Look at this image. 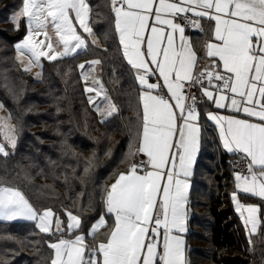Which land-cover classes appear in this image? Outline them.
<instances>
[{"label":"snow or ice","instance_id":"snow-or-ice-1","mask_svg":"<svg viewBox=\"0 0 264 264\" xmlns=\"http://www.w3.org/2000/svg\"><path fill=\"white\" fill-rule=\"evenodd\" d=\"M106 6L139 88L137 123L127 156L143 154L147 159L134 160L107 187L101 196L104 211L86 235L77 234L83 224L82 210L80 214L66 212L65 223L51 208L41 212L34 207L6 176H0V220L35 221L40 233L52 237L47 243L52 254L46 264H188L184 239L188 180L200 149L201 126L197 97L192 95V103H185L187 82L189 87L199 86L201 97L215 108L243 112L259 121L206 114L218 127L222 147L242 154L247 166L246 172H234L236 191L231 199L251 245L252 236L264 227V0H108ZM92 14L88 0H21L9 21L19 30L23 18L27 28L24 39L14 46L17 60L22 62L28 54L29 65L42 67L41 58L57 61L79 55L88 49L89 41L77 25L94 36L88 23ZM205 20L210 24V38L204 45V58L211 59L194 76L198 57L185 32L186 27L203 32ZM49 29L62 51L54 48ZM101 63L95 59L79 64L82 79L87 81ZM152 77L157 82H150ZM3 79L7 81L6 76ZM85 92H95L96 97L103 93V105H96V111L105 115L102 123L119 111L99 80ZM93 102L90 96L89 103ZM17 132L7 121L0 123V157L5 161L15 152ZM238 193L258 197L261 203L242 204ZM65 233L72 238H64ZM86 236L91 237V245Z\"/></svg>","mask_w":264,"mask_h":264},{"label":"trees","instance_id":"trees-1","mask_svg":"<svg viewBox=\"0 0 264 264\" xmlns=\"http://www.w3.org/2000/svg\"><path fill=\"white\" fill-rule=\"evenodd\" d=\"M88 3L93 6L89 22L102 44L92 45L87 38V50L74 57L44 61L41 78L35 79L23 71L15 59L14 42L24 34L25 26L23 18L19 30H15L9 21L12 14L18 10L21 0H0V100L9 109L20 130L14 154L6 161L0 157V176H6L24 191L38 210L51 208L62 219L68 211L80 214L82 209L66 205L75 204V196L81 194L78 205H87V209L82 210L83 227L104 210L101 196L110 186V182L119 172L127 170L130 162L135 160V157L127 156L130 151L127 145L131 139L130 122L137 123L138 104V85L121 57V50L110 24L111 13L106 6L108 0H88ZM93 58L102 61L101 77L108 95L119 109L104 123L101 122L103 119L98 120L99 114L93 104L89 103V96L85 93L84 97L79 99L81 95L76 91L85 90L79 63ZM5 76L7 81L16 77L34 84L36 92L12 101L9 89L5 86L7 81L3 79ZM53 76L59 81V87L63 86L62 79L70 85L67 105H62L64 102L54 103L49 96L40 93L42 89L46 90L49 79ZM32 103L34 104L30 107L31 110L25 111ZM81 106L83 108L79 110ZM82 110L91 111L94 118L81 115ZM94 121H99L100 125L109 124V131L119 137L114 142L111 139L97 138L95 144L92 134L96 125H90ZM42 124H48L50 127L39 126ZM34 125L37 127L33 128ZM48 130L51 131L44 135ZM58 132L79 146V149L69 150L67 153L65 151L63 154L50 153L49 146L41 142L38 151L40 157L33 160V157L27 156L29 153L33 154L30 150L33 149V142L37 140L38 135L58 140L57 137L49 138V134L56 136ZM58 147L60 144L55 145V148ZM91 149L95 162L91 167H87L84 163L88 162L86 159ZM131 150L135 151V146ZM234 156L236 154L222 153L212 138L203 137L190 202L192 214L189 237L192 243V264L264 263V230L259 235L252 236L250 245L245 227L233 208L231 193L234 190ZM86 167L89 168L87 173L84 171ZM42 182L49 186L42 191L35 190L34 186ZM11 230L12 234L22 236L23 241L19 242L12 234L6 241H2L0 237V253L5 258H0V264L32 262V254L28 251L31 235L26 230H34V233L38 234L40 249L46 254V260L49 259L51 249L47 247V243L50 237L39 232L35 221L0 220V233Z\"/></svg>","mask_w":264,"mask_h":264},{"label":"rangeland","instance_id":"rangeland-1","mask_svg":"<svg viewBox=\"0 0 264 264\" xmlns=\"http://www.w3.org/2000/svg\"><path fill=\"white\" fill-rule=\"evenodd\" d=\"M21 20H22V18H21ZM88 23H89V27H92L91 24H90V22H88ZM24 26H25V32H23L24 34L20 38L16 39V41L14 42V46H15V44L21 42L24 39V37H25V35L27 33V28H26V24L25 23H24ZM77 30H78V32L82 36H85V34H86L89 37L90 41L96 40V37L95 36H89L87 33H84L83 29H80L79 28V25H77ZM49 35L52 36L53 46L56 49V51L57 52L62 51V48L57 47V38H56L54 32L51 29H49ZM40 39H43V37H40ZM15 59H16L17 63L19 64V66H21V68H22L23 71H24V68L29 67L30 70L27 73H29L30 75L34 76L35 79H40L41 78V75H42V67H38L35 64L29 65L30 56L28 54H25L21 58L22 59V62H21L20 60H17V52L15 50ZM46 60L47 59H45V58H41L40 65L42 66L43 65V62L46 61ZM91 60H95V58L89 59L87 61H91ZM82 63H86V62L85 61H82L80 64H82ZM99 70H100V65L95 66L91 70L90 74L88 75L87 81H85L83 79V81H84V88H86V87H92L93 86V83L95 81H97V80L100 79ZM83 71H86V69L83 70ZM54 75L57 76L56 73H54ZM55 76H53V77H51L49 79L50 82L48 83V86H47L46 90L45 89H42V91L40 93L42 95L43 94H46L47 96H49V98L52 99V101L54 103L64 102V104H62V105H67L66 103L67 102L69 103V101H66V100L69 99V88H70L69 86L70 85L68 83H66L64 81V79H62L63 86L62 87H59L58 86L59 85V81L57 79H55ZM79 82L81 83L80 79H79ZM99 82H100V80H99ZM6 84H7V87H8L7 89H9V88L11 89V91H9V94L11 96L12 101L19 100L20 98H22V97H24V96H26L28 94H33V93L36 92V90H35V87L36 86L34 84H31V83H29L26 80H23L21 78L13 77L11 80H8L6 82ZM100 84H101V82H100ZM80 86H81V84H80ZM82 87H83V83H82L81 88ZM76 91H77L78 94L81 95V97L79 99H82V97H84L85 93L89 97L90 96L94 97V102L92 104L95 107V109H96V105H98V104L99 105H103V103H104V101L101 98L103 96V93L101 94V97H96L95 92H91V93L85 92L84 89L81 92L79 90H76ZM107 95H108V92H107ZM111 101L114 103V101L112 99H111ZM0 104L3 105V108H0V118H2V119H0V123H3L4 121H7V123L9 125L18 128V131H20L19 130V126H18L16 120L12 117V114L9 111V109L5 106V104L1 100H0ZM33 104L34 103L28 105L25 108V111H30L31 110L30 107ZM114 104H116V103H114ZM82 108H83V106H81L79 110H81ZM103 111H104V108L101 107V112H103ZM23 114L25 115V113H23ZM80 114L81 115H87V116L90 115V116H92L94 118V115L91 113V111L82 110L80 112ZM9 116H11V119L10 120L8 119ZM109 118L110 117H108L107 119H109ZM100 119L101 120L102 119L105 120V115L99 114L98 120L100 121ZM99 121L98 122L97 121H94L93 124H90L92 126L94 124L96 125L95 126V130H94V132L92 134L93 137H94L93 142L96 144L97 138H101L103 140L104 139H109V140L111 139V141L114 142L119 136L117 134H114L112 131H109V127H108L109 124H107V125H100L99 124ZM135 125H136V122H130L131 139L128 142V145H127L128 147L132 143V136H133V133L135 132ZM39 126L50 127L48 124H42V125H39ZM32 127L33 128H36L37 125H34ZM49 131H51V130H48V131H46L43 134L44 135H47V133H49ZM15 135H17V137H18V132L15 133ZM42 136L43 135H41V134L38 135L37 136V140L35 142H33V149L30 150V152H32L33 154H30L29 153L27 155V156L33 157V160L40 157L39 154H38V151H39V147H40V144L39 143H41V142H44V143H46L49 146L48 147V151L50 153H56V154L61 153V154H63L65 151L67 153V151H69V150H78L79 149V146L75 145L73 142H70L67 138L64 137L63 134H60L59 132H58V135H56V136L49 134V138L57 137L58 140H52V139H48V138H43ZM2 139H3L2 138V135H0V142H2ZM17 142H18V139H17ZM56 144H60V147L55 148V145ZM93 155H94V153H93V150L91 149V152L89 153V155L87 156V159H86V161H88V162H85L84 163V166L91 167L94 164L95 160L92 158ZM236 157L237 156H234V158H236ZM130 165H131V162H130V164L128 166H130ZM234 167H235V164H234ZM236 171H238V170H236ZM234 180H235V178H234ZM234 180H233V182H234ZM47 186H49V184L46 185L44 182H42V184L41 183H37L34 187H35V190L42 191ZM234 188H235V183H234ZM54 191L57 192L56 188H54ZM235 191H236V189H235ZM241 194L242 193H238V198H239V200H240V202L242 204H245V205H248V204H260V202H257V201H248V202L244 201L242 198H246V197H241ZM244 195H246V194H244ZM75 197L77 198L76 203L75 204L70 203V204L66 205V207H72V208H75V209L86 210L87 209V205H85V206L84 205L83 206H79L78 205L79 204V201H80V198H81V194H77ZM232 203H233L234 211L237 213V215H239V218H240L241 222L244 225V222H243V220H242V218L240 216V213H238L236 211V205L234 204L233 201H232ZM245 215H246V213H245ZM35 224H36V222H35ZM22 228L24 229L25 227H22ZM249 228H250V226H249ZM26 231L31 235V241H30L31 242V245H30V248L28 249V251H30V253L32 254L31 256L33 258L32 259V262L26 263V264H46V261H47L46 260V254H44L42 252V250L40 249V245H41L40 242L41 241H40V238H39L38 234L34 233V230H26ZM11 234H12V230L11 231H4L3 233H0V237H1L2 241H6L7 239L11 238ZM246 234H247V237H248V232L247 231H246ZM12 236L15 237L19 242L23 241V237L20 236V235L12 234ZM25 243H27V242H25ZM0 258H1V260L2 259H5L4 257H2V253H0Z\"/></svg>","mask_w":264,"mask_h":264},{"label":"crops","instance_id":"crops-1","mask_svg":"<svg viewBox=\"0 0 264 264\" xmlns=\"http://www.w3.org/2000/svg\"><path fill=\"white\" fill-rule=\"evenodd\" d=\"M170 2H174V0H170ZM149 23L150 24L153 23V20H150ZM209 27H210V24H209V22L207 20L203 21V28H204V31L203 32H200L198 30H193L191 27H186L185 36L190 39V42H191L192 47H193V50L197 53V57H198V64L193 69V75L197 72V70L199 68H206L208 66V64H209V60L211 59V58H204V45L206 44V42L209 41V38H210ZM113 31H114V29H113ZM114 34H115V32H114ZM94 36L96 37V40L98 41L97 44H100L101 45L102 43L100 42L99 36L96 33H95ZM115 36H116V34H115ZM85 37L89 38L86 34H85ZM116 40H117V43L119 45L117 36H116ZM119 47H120L121 55H122V48H121L120 45H119ZM121 57L123 58V55ZM123 60L127 64V62H126V60L124 58H123ZM128 67L130 68L129 65H128ZM100 69H101V66H100ZM130 70H131V68H130ZM86 71H87V68H86ZM133 71L134 70H131V72H132V79H134V77H133ZM99 73H100V70H99ZM99 80L101 82V85L104 87V89H106V86H105L104 81H103V79L101 77V74H100V79ZM150 82H153V83L157 82L156 81V78L155 77H152L151 80H150ZM160 82L162 83V81H160ZM185 83H187V82H185ZM136 84H137V82H136ZM138 93H139V88H138ZM198 94H199V97H200V100H201L200 101V104L198 106V112L200 113V116H199V124L201 126V143H200V149H199V151L197 153L196 161H195V163L193 165V168H192V176L188 180V182H189V189H188L189 203H188V206L187 207L189 209V215H188V220H187V223H186V227H187L188 231L184 234V239L186 241L185 256H186V259L188 261V264H192L191 263L192 262V260H191V257H192V243H191L190 237H189V232H190V229H191V226H190V218H191V214H192L191 205H190L191 204L190 203L191 202V196H192L191 195V192H192V189H193V181H194V177H195V173H196V168H197L196 167V165H197V159H198V157H199V155L201 153L202 139L205 136L212 138L215 141V144L218 147V149L222 153H224V154H227V155L228 154H240V153H229V152H227L222 147V142L220 141V138H219V130H218V127L216 126V124H215L214 121H210V120L207 119V115L206 114H207V112L211 111L213 114H217V115H236L238 118L249 119L252 122H259L255 117H247L243 112H241V113H235V112L230 111L227 108L217 109V108L214 107V105L210 101H206V98L201 97V93H200L199 90H198ZM229 102H226V103H229ZM146 159H147V157L144 156L143 154H140L138 156H135V161L146 160ZM125 171L126 170H122L121 172H125ZM121 172H119V173H121ZM115 179L112 182H110V183L111 184L114 183L115 182ZM233 191H235V188H234ZM233 191H232V193H233ZM243 196L246 197V200H244V198H242L246 202H248V201H257V202H260L261 203V201H260V199L258 197H251V196H248V195H244L242 193L241 194V197H243ZM103 211L97 217H95L86 227H83L82 226V228L77 231V234L83 233V234L86 235L87 232L90 230L91 224L93 222H95L99 218V216L103 213ZM68 212H70V211H68ZM72 213L73 214H76L74 212H72ZM56 215H58V214H56ZM106 219H108V218L106 217ZM62 220H64L65 223H66L67 222V216L64 219H62ZM109 223H111L110 220H109ZM106 230H107L106 228L105 229H101V232H104ZM262 230H264V227L258 228L257 233L254 234V235H259ZM64 238H72L71 233H65ZM102 238L103 237L101 236L100 239H102ZM52 239L53 238L50 237L48 239V242L50 240H52ZM86 243H88L89 245H91L93 243L91 237H87L86 236ZM51 254H52V250H51Z\"/></svg>","mask_w":264,"mask_h":264},{"label":"built area","instance_id":"built-area-1","mask_svg":"<svg viewBox=\"0 0 264 264\" xmlns=\"http://www.w3.org/2000/svg\"><path fill=\"white\" fill-rule=\"evenodd\" d=\"M191 15V14H189ZM206 68H199L197 70V72L194 74V76L198 75L201 71H204ZM198 88L199 86L196 87H189L188 83H185V90L188 93L187 99L185 101L186 104H191L192 103V95H195L197 97V104L199 106L200 104V97L198 94ZM236 158L234 160V164H235V170L240 171L241 169H243L245 172L247 171V166L246 164L241 160V154H236Z\"/></svg>","mask_w":264,"mask_h":264},{"label":"water","instance_id":"water-1","mask_svg":"<svg viewBox=\"0 0 264 264\" xmlns=\"http://www.w3.org/2000/svg\"><path fill=\"white\" fill-rule=\"evenodd\" d=\"M264 264V263H263Z\"/></svg>","mask_w":264,"mask_h":264}]
</instances>
